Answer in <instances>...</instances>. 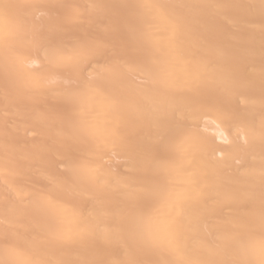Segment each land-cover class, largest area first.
<instances>
[{
	"label": "snow or ice",
	"instance_id": "6c2138e0",
	"mask_svg": "<svg viewBox=\"0 0 264 264\" xmlns=\"http://www.w3.org/2000/svg\"><path fill=\"white\" fill-rule=\"evenodd\" d=\"M236 7L224 0H0L5 128L22 98L53 96L40 109L48 151L32 157H57L40 178L25 179L5 134L0 264H110L79 258L100 238L123 250L115 264H264V158L259 196L250 185L248 199L237 202L206 164L205 142L190 122L237 87L227 63L190 38ZM244 7L258 9L264 45V0ZM221 116L244 119L229 109ZM144 121L154 128L147 140L136 132ZM250 132L264 147V117Z\"/></svg>",
	"mask_w": 264,
	"mask_h": 264
},
{
	"label": "bare ground",
	"instance_id": "6f19581e",
	"mask_svg": "<svg viewBox=\"0 0 264 264\" xmlns=\"http://www.w3.org/2000/svg\"><path fill=\"white\" fill-rule=\"evenodd\" d=\"M12 2L44 4L51 0H12ZM75 2L83 5L93 3L94 0H75ZM104 2L122 3L124 0H104ZM160 2L172 3L180 0H160ZM224 2L238 7L230 10L214 23L196 30L190 40L191 43L203 46L211 55L225 61L237 87L231 94L213 100L212 104H205L194 117L190 118V122L198 126V134L205 142L204 159L209 169L214 171L219 180L234 194L237 202H243L251 194L248 191L250 185H257L256 195L259 196L258 172L261 159L264 158V147L252 136L250 128L258 126L261 118L264 117L261 104V98L264 96V45L259 31L258 9L250 11L244 7L250 0H224ZM33 14L39 17L40 11L34 10ZM178 102L187 103V101ZM52 103H55L53 96L22 98L18 106L10 110L6 129L3 89L0 87V144L3 143L7 133L14 142L18 159L22 163L20 176L25 179L29 176L40 178L47 164L54 163L57 159L54 152L41 163H36L32 157L34 151H48L46 132L40 122V109ZM224 109L233 110L244 119L228 122L221 116V111ZM136 132L142 139L147 140L153 134L154 128L148 121H144ZM115 160L120 161L119 158ZM241 164L245 167L240 168ZM237 169H240L239 180L233 183L232 176ZM19 207L22 209V206ZM208 207L212 210L215 206L210 202ZM3 212L4 204L0 197V214ZM204 228L205 225L201 224L198 231L202 232ZM198 243L199 240L194 233L192 244L195 247ZM84 255L107 260L110 264L125 258L122 249L118 250L114 243H109L103 238H100L86 253H80L79 258H83ZM70 258H77V253H71Z\"/></svg>",
	"mask_w": 264,
	"mask_h": 264
},
{
	"label": "rangeland",
	"instance_id": "374dc122",
	"mask_svg": "<svg viewBox=\"0 0 264 264\" xmlns=\"http://www.w3.org/2000/svg\"><path fill=\"white\" fill-rule=\"evenodd\" d=\"M115 160V159H114ZM117 162H118V164L120 163V161H118V160H115L114 161V164H117Z\"/></svg>",
	"mask_w": 264,
	"mask_h": 264
}]
</instances>
